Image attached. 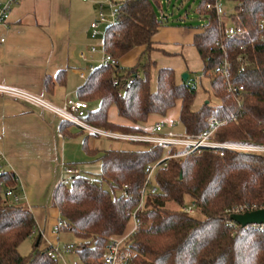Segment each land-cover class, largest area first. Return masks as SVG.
<instances>
[{"label": "trees", "instance_id": "16d2710c", "mask_svg": "<svg viewBox=\"0 0 264 264\" xmlns=\"http://www.w3.org/2000/svg\"><path fill=\"white\" fill-rule=\"evenodd\" d=\"M207 1L198 8L207 22L195 35V45L205 64L199 74L211 79L220 105L206 102L194 111L197 88L188 81L177 83L172 68L159 70L158 89L153 91L152 60L131 67L120 64L136 47L146 46L150 52L154 35L166 23L162 1L122 0L117 2V21L106 27L103 45L117 63L95 66L78 90L80 99L100 102L85 120L101 128L142 132L151 115H166L181 101L185 134H201L208 118L217 115L226 122L213 134L215 141L264 146V0H227L226 5L233 4L231 21L245 29L233 38L206 9ZM228 82L242 90L228 91ZM45 86H53L48 76ZM113 105L132 125L109 120ZM71 125L62 120L61 128ZM139 144L142 148L104 150L97 178L82 173L70 184L61 181L53 191V205L67 223L58 233L76 237L74 249L82 264H106L111 239L125 233L133 212L137 228L123 242L119 264H264V226H242L231 219L237 208H264V152L202 147L163 160L167 146ZM84 146L90 155L99 153L86 141ZM161 160L146 184L149 166ZM152 187L157 190L152 192ZM8 188L21 194L16 173L5 169L0 172V264H58L59 257L48 254L49 245L42 246L41 234L33 239V251L21 254L20 245L38 224L23 199L16 202L7 196ZM188 206L196 213L183 210Z\"/></svg>", "mask_w": 264, "mask_h": 264}, {"label": "crops", "instance_id": "0c3cea01", "mask_svg": "<svg viewBox=\"0 0 264 264\" xmlns=\"http://www.w3.org/2000/svg\"><path fill=\"white\" fill-rule=\"evenodd\" d=\"M98 3H93L95 10L98 9ZM75 10L73 0H20L12 9L9 22L0 24V38L5 37V42L0 43V84L24 89L57 105L67 98L80 99L78 90L85 83L81 77L83 64L95 66L103 54L104 41L102 49H99L101 44L99 46L93 42L101 41V36L93 37L91 32V23L95 18L91 20L88 30L89 35H92L90 43L83 41L81 34L73 30ZM202 31V27L166 22L154 35L150 52H147L146 46H139L119 62L131 67L139 61L152 60L153 91L158 89L161 68L174 69L179 84L185 82L183 74L188 73L187 81L195 82L197 88L193 110H200L206 102L218 106L221 100L213 93L211 79L203 74L195 77L191 75L203 71L205 65L195 45V35ZM93 46H96V51L92 50ZM47 76L53 81L51 90L45 86ZM59 76L62 82L58 81ZM93 103L97 105L94 108ZM89 105L90 109H97L100 102H89ZM180 112L181 101H178L166 115H151L142 125V132L103 129L121 133L157 134L154 127L162 123L164 127L161 134H167L173 129L171 125L180 122ZM166 117L170 124L168 130ZM109 120L116 124L132 125L119 115L115 105L109 109ZM61 123L59 116L35 102L0 93V155L5 169L16 173L22 199L33 210L37 220V231L28 239L33 240L41 234L43 247L77 242L71 232L58 233L54 230L61 214L53 205V191L62 179L67 178L63 172L65 165L77 166L82 162L98 160L107 149H138L142 148L140 142L148 143L92 134L75 125L63 130ZM85 141L90 150L99 153L90 155L85 149ZM136 228L137 219L132 216L125 233L112 239L124 242Z\"/></svg>", "mask_w": 264, "mask_h": 264}, {"label": "built area", "instance_id": "2783aa9c", "mask_svg": "<svg viewBox=\"0 0 264 264\" xmlns=\"http://www.w3.org/2000/svg\"><path fill=\"white\" fill-rule=\"evenodd\" d=\"M20 0H0V24H7L10 19V15L14 6ZM227 0H209L206 2L205 7L207 10L213 11L218 19V23L222 29H224V33L228 38H233L235 36H240L244 34L245 29L241 26L236 25L231 21V9H228L226 6ZM118 19V3L115 0H108L106 2L100 1L98 3V16L92 21L91 23V32L93 37H99L105 35L106 27L116 22ZM105 26V27H104ZM260 27H264V20H261ZM5 42V37L0 38V43ZM96 46L92 47L93 51H96ZM108 63H117V60L114 59L110 54H108L105 50L102 54L101 64H108ZM227 65V61L224 62ZM95 66L91 65L90 70H94ZM222 73L224 76H227V70L224 66ZM81 77L86 80L87 75L82 72ZM193 87H196L195 82H188ZM227 90L228 91H241L242 87L233 86L230 82L227 83ZM0 93L7 94L10 96H14L17 98L26 99L32 102H35L44 108L50 110L57 116H59L62 120H66L70 122L72 125L79 127L87 132L92 134H99L102 136L122 139L127 141H142L148 142L152 144L164 145L167 147H177L181 150V147H184L181 150L180 154H168L163 158L166 160L173 156L177 155H185L190 153L193 150L202 148V147H228L233 149L245 150V151H255V152H264V146H257V145H242V144H229V143H221L215 141L213 139V134L215 131L226 122L225 119L217 116L211 115L208 118V127L199 135L191 136L188 134H178L174 131H169L167 134H161L163 131V124L157 123L154 127V131L157 134H132V133H121L103 129L101 127L95 126L85 120V116L88 114L90 109V105L88 101L82 99H73L67 98L64 102L60 105L54 104L46 99L33 94L29 91L24 89L13 87V86H6L0 84ZM236 120V117H234ZM160 162L154 163L148 168L147 173V183H150L153 180V176L157 168L161 165ZM5 171V166L2 162V156L0 155V172ZM63 172L67 175V178L62 179V182L65 184H70L74 177L81 175L83 172L76 166L73 165H65L63 167ZM157 190L156 187H152L151 191L155 192ZM6 194L9 197H12L16 202L22 199V195L15 194V192L8 188L6 190ZM143 204V200L141 205ZM183 210L188 211L190 213H195V209L192 206L184 207ZM245 212L244 208H237L235 209L234 213H243ZM134 217H136L135 212L132 213ZM138 224V221H137ZM67 223L63 219H59L55 225V232H59L62 227H66ZM252 226L256 227H263L264 224H254ZM123 244V240L119 239H111L109 243V247L107 250V254L104 258L106 264H119V256L121 246ZM74 244H66L64 247L60 246L59 244H50L48 254L51 257H63L65 252H71L74 249Z\"/></svg>", "mask_w": 264, "mask_h": 264}, {"label": "rangeland", "instance_id": "374dc122", "mask_svg": "<svg viewBox=\"0 0 264 264\" xmlns=\"http://www.w3.org/2000/svg\"><path fill=\"white\" fill-rule=\"evenodd\" d=\"M95 1H103L106 2L108 0H73L74 2V11L76 14L74 15L73 19V30L77 33L79 32L82 36L83 41L88 44L90 43V39L92 38V35L90 33L89 35V28H90V22L92 19L96 18L98 16V9H94L93 3ZM117 2H120L122 0H115ZM162 1L163 4V15L167 16L166 22L170 24H177L181 23L180 26L182 25H193L194 27L200 26L202 27L206 22L207 18L202 16L201 13L199 12V6L201 5L203 0H160ZM228 9H231L233 4H227L226 5ZM162 15V14H161ZM105 27V26H104ZM101 41L96 42L93 41L94 43L101 44L99 49H102V42L104 41V37L101 36ZM84 43V44H85ZM101 51V50H100ZM101 58L97 60L95 63V66H98L101 64L102 56ZM100 62V63H97ZM83 72L88 75L90 73V66L88 64H83ZM82 72V71H81ZM200 72L196 74H191L192 76H197L199 75ZM96 103L92 104V107H96ZM166 124V130L169 129L170 124L167 121V117L165 120ZM173 126V131L174 132H184V126L182 125L181 122L177 121V124L171 125ZM84 137V134H82ZM181 150H183L184 147H179ZM178 148H173L170 151V147L165 148L164 156H167L168 153L176 155L175 152L181 151ZM84 174L88 175L91 178H97L98 174L101 171L102 163L100 160H92L90 162L86 163H80L77 164V166ZM196 213V212H195ZM33 246H34V240L32 239H26L19 247V250L21 254L23 255H29L33 251ZM62 247L64 245L62 244ZM58 264H82L79 258V255L77 252L72 250L70 253L65 252L63 257H59Z\"/></svg>", "mask_w": 264, "mask_h": 264}, {"label": "water", "instance_id": "95a60500", "mask_svg": "<svg viewBox=\"0 0 264 264\" xmlns=\"http://www.w3.org/2000/svg\"><path fill=\"white\" fill-rule=\"evenodd\" d=\"M188 76V73L183 74L184 81L188 80ZM231 219L242 226L264 224V208L249 210L243 213H233Z\"/></svg>", "mask_w": 264, "mask_h": 264}]
</instances>
